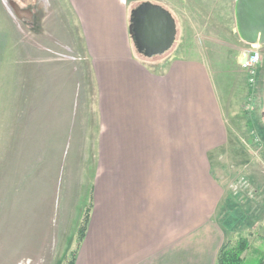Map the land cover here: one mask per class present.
<instances>
[{
    "label": "crops",
    "instance_id": "obj_1",
    "mask_svg": "<svg viewBox=\"0 0 264 264\" xmlns=\"http://www.w3.org/2000/svg\"><path fill=\"white\" fill-rule=\"evenodd\" d=\"M16 1L18 13L31 20L26 1L33 0ZM63 1L88 61L98 118L90 219L75 264H216L234 233L228 216L220 218L232 198L221 173L231 160L234 109L240 101L233 74L236 69L248 75L241 60L250 46L238 35L239 54L227 61L200 45L195 24L181 19L173 47L146 58L132 42L130 19L143 2L161 5L174 16L185 12L182 5L222 2L228 10L223 19L218 10L209 19L230 30L232 22L236 26L237 0ZM230 32L238 34L237 28ZM257 46L259 89L264 44ZM216 74L223 82L227 74L233 77L227 103L220 98ZM72 99L73 121L75 94ZM228 227L232 232H226Z\"/></svg>",
    "mask_w": 264,
    "mask_h": 264
},
{
    "label": "rangeland",
    "instance_id": "obj_2",
    "mask_svg": "<svg viewBox=\"0 0 264 264\" xmlns=\"http://www.w3.org/2000/svg\"><path fill=\"white\" fill-rule=\"evenodd\" d=\"M13 1L0 0V264H67L96 168L92 77L63 0L26 1L31 20L18 13ZM181 7L185 12L172 15L179 24L181 19L195 24L198 35L192 39L227 61L239 54V36L230 32L235 21L229 30L209 19L210 13L218 16L217 10L223 19L228 10L222 2ZM227 75L226 82L217 75L225 103L234 88ZM233 76L240 101L234 109L231 160L221 173L232 198L220 218L228 216L233 227L228 241L249 237L246 264H257L259 253L264 254V84L258 89L257 81L249 84L246 73L236 69ZM73 94L74 122L69 113Z\"/></svg>",
    "mask_w": 264,
    "mask_h": 264
},
{
    "label": "water",
    "instance_id": "obj_3",
    "mask_svg": "<svg viewBox=\"0 0 264 264\" xmlns=\"http://www.w3.org/2000/svg\"><path fill=\"white\" fill-rule=\"evenodd\" d=\"M235 18L238 35L246 44H264V0H237ZM130 22L134 46L146 58L164 55L176 42V19L161 5L139 4L132 9ZM246 61L247 55L243 54L241 64Z\"/></svg>",
    "mask_w": 264,
    "mask_h": 264
},
{
    "label": "trees",
    "instance_id": "obj_4",
    "mask_svg": "<svg viewBox=\"0 0 264 264\" xmlns=\"http://www.w3.org/2000/svg\"><path fill=\"white\" fill-rule=\"evenodd\" d=\"M130 25L132 23L130 22ZM134 44V41L132 39ZM91 199L88 203V207L85 210L84 216L82 218L81 224L78 228V243L74 250L71 251V255L68 258L67 264H75L77 254L83 241L86 231L89 224L90 219V211H91ZM251 248V243L249 237H240L237 241H227L218 253V257L216 260V264H246L247 257L245 256L246 252H248ZM254 252L257 255V249L254 248ZM256 258V257H255ZM257 264H264V254H260L256 258Z\"/></svg>",
    "mask_w": 264,
    "mask_h": 264
},
{
    "label": "built area",
    "instance_id": "obj_5",
    "mask_svg": "<svg viewBox=\"0 0 264 264\" xmlns=\"http://www.w3.org/2000/svg\"><path fill=\"white\" fill-rule=\"evenodd\" d=\"M247 55V61L242 66L247 69L249 84H255L258 76V68L262 60V54L257 45H252L244 52Z\"/></svg>",
    "mask_w": 264,
    "mask_h": 264
}]
</instances>
